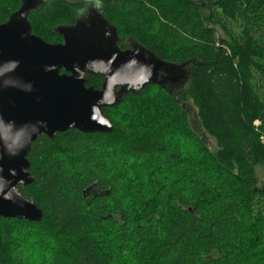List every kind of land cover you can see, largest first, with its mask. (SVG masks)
Instances as JSON below:
<instances>
[{"label": "trees", "instance_id": "16d2710c", "mask_svg": "<svg viewBox=\"0 0 264 264\" xmlns=\"http://www.w3.org/2000/svg\"><path fill=\"white\" fill-rule=\"evenodd\" d=\"M86 7L188 84L125 95L110 134L39 137L18 191L43 219L0 217V264H264V0H42L28 20L59 44Z\"/></svg>", "mask_w": 264, "mask_h": 264}, {"label": "water", "instance_id": "95a60500", "mask_svg": "<svg viewBox=\"0 0 264 264\" xmlns=\"http://www.w3.org/2000/svg\"><path fill=\"white\" fill-rule=\"evenodd\" d=\"M41 2L23 0L0 25V217L37 223L42 210L18 188L33 183L28 156L39 137L54 139L68 130L110 134L114 126L104 109L148 84L171 89L189 81L185 66L140 45L122 51L116 28L96 7H86L75 26L57 29L63 43L45 42L28 20ZM88 76L104 78L101 89L88 86Z\"/></svg>", "mask_w": 264, "mask_h": 264}, {"label": "flooded vegetation", "instance_id": "af4514ba", "mask_svg": "<svg viewBox=\"0 0 264 264\" xmlns=\"http://www.w3.org/2000/svg\"><path fill=\"white\" fill-rule=\"evenodd\" d=\"M118 47L122 50V51H126V50H133L135 47H136V43L130 39H127V40H122L120 39L119 37V40H118ZM89 77V76H88ZM103 82H104V78H103V81H102V85H103ZM102 87V86H101ZM101 89V88H100Z\"/></svg>", "mask_w": 264, "mask_h": 264}, {"label": "rangeland", "instance_id": "374dc122", "mask_svg": "<svg viewBox=\"0 0 264 264\" xmlns=\"http://www.w3.org/2000/svg\"><path fill=\"white\" fill-rule=\"evenodd\" d=\"M205 138H206V143H208L211 147H215V143H214L213 140H211V139L208 138L207 136H205ZM258 175H259V177H260L262 180H264V170H263L262 167H260V168L258 169Z\"/></svg>", "mask_w": 264, "mask_h": 264}]
</instances>
